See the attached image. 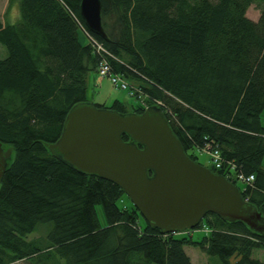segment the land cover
Returning a JSON list of instances; mask_svg holds the SVG:
<instances>
[{
	"label": "trees",
	"instance_id": "16d2710c",
	"mask_svg": "<svg viewBox=\"0 0 264 264\" xmlns=\"http://www.w3.org/2000/svg\"><path fill=\"white\" fill-rule=\"evenodd\" d=\"M79 1L7 0L6 7L16 3V20L0 15V144L11 149L0 177V264H192L188 244L221 264H263L249 254L264 247V236L241 222L207 212L195 227L209 231L198 240L189 230L160 233L130 201L118 204L126 194L116 183L75 171L47 150L69 106L87 101L85 75L96 73L102 56L78 39ZM252 1L100 0L105 39L92 38L109 50L111 72L136 79L148 104L160 101L191 159V150L212 141L223 165L210 170L224 176L229 161L253 175L230 181L264 214V0L255 21L245 16ZM139 102L133 112L143 110ZM108 107L126 112L117 99ZM41 223L50 225L42 236L27 238Z\"/></svg>",
	"mask_w": 264,
	"mask_h": 264
},
{
	"label": "water",
	"instance_id": "95a60500",
	"mask_svg": "<svg viewBox=\"0 0 264 264\" xmlns=\"http://www.w3.org/2000/svg\"><path fill=\"white\" fill-rule=\"evenodd\" d=\"M99 1L80 0L78 15L92 34L105 39ZM162 112L153 104L137 113L80 101L69 106L58 138L46 147L75 171L116 183L160 233L193 229L211 212L264 236V214L229 179L191 159ZM10 151L0 144V177Z\"/></svg>",
	"mask_w": 264,
	"mask_h": 264
},
{
	"label": "rangeland",
	"instance_id": "374dc122",
	"mask_svg": "<svg viewBox=\"0 0 264 264\" xmlns=\"http://www.w3.org/2000/svg\"><path fill=\"white\" fill-rule=\"evenodd\" d=\"M262 2V0H254L252 1L248 6L245 11V16L248 17L249 19H254L257 20V15L259 14V9L260 6L259 4ZM7 5V0H0V15H2L3 19H6V16H10L11 11H13V8L10 7V5ZM6 7V8H5ZM7 20V19H6ZM85 34L81 31L78 30V39L80 42H84V36ZM93 51V50H92ZM5 54V50H3V46H0V56L2 57ZM86 77V95L85 98L88 101H91V103L98 104L101 103L103 104V107H107L111 102H113L115 99H121L123 101V107L126 112H129L132 110L133 106H135L136 103H138V99L132 95H127V89L122 90V88H117L115 86L111 85L110 80H108L106 77H98L94 71L88 70L87 74L85 75ZM123 79L127 82L126 84H131L135 85L137 80L132 78V76L128 75L127 77H123ZM259 121L261 124L264 126V110L260 114ZM192 154L196 156L195 160L198 161L200 165L211 167L209 164V158L208 155L205 153H201L197 148H194V150H191ZM262 166L264 168V155L261 160ZM236 184H239L237 182ZM118 204L120 206L127 205L129 206V200H127V196L123 195ZM101 206L100 205H95V212L97 214V221L101 226H104V214L101 211ZM139 220V225H143V220L138 218ZM203 223V222H202ZM205 223V222H204ZM49 224L47 223H41L37 224L36 230L32 231L27 235V238H32V236L35 237H40L42 236L43 232L46 231V229L49 228ZM204 225H198V227H194L193 229L188 228L187 230L190 231V238L192 240H198L200 237L207 235L209 228H204ZM187 230L181 232L183 235H187ZM185 251V253L189 256V260H191L192 264H210V262H213V264H221L219 263L218 259L214 257L213 255H206L201 251L200 249H197L196 247L192 246V244L184 245L182 247ZM249 257H255V259H260L261 261L264 262V247L261 248H252L251 252L249 254ZM235 260V257L231 255L228 259L229 262ZM12 264H31L27 262L25 259H22L21 261H14ZM264 264V263H263Z\"/></svg>",
	"mask_w": 264,
	"mask_h": 264
},
{
	"label": "built area",
	"instance_id": "2783aa9c",
	"mask_svg": "<svg viewBox=\"0 0 264 264\" xmlns=\"http://www.w3.org/2000/svg\"><path fill=\"white\" fill-rule=\"evenodd\" d=\"M86 42H88V44L91 46V48H95L98 45V42L96 40H94L92 37H84ZM96 74L97 76L103 78V77H108L111 85L115 86V87H119L122 88V90H126L127 89V95H133V94H137L138 98L140 97V101L141 104L145 105V101H144V97L143 95H140V91L136 88V87H132L131 85H127L126 81L123 79L122 75H120L119 73H115V72H111L110 71V66H108L107 61H105L104 59H100L97 63H96ZM154 105L160 106V101L158 100H154V102H152ZM199 150L202 153H205L206 155H208L209 158V163L210 165H212L214 168L218 167L221 168L222 167V162L223 159L221 157V155L219 154V150L218 148L214 145L213 147L210 145H204V147L199 148ZM225 164L229 165L227 167V170L224 172L225 177H230V179H234L235 181H240V183H246L248 180H252V175L249 174L247 176H244L243 174L240 173V171L237 170V172L233 171L234 168V164L230 163L229 161H226Z\"/></svg>",
	"mask_w": 264,
	"mask_h": 264
},
{
	"label": "bare ground",
	"instance_id": "6f19581e",
	"mask_svg": "<svg viewBox=\"0 0 264 264\" xmlns=\"http://www.w3.org/2000/svg\"><path fill=\"white\" fill-rule=\"evenodd\" d=\"M83 26V29H81V31L85 34L84 36H86V37H93V35H92V32H90L89 30H88V28L86 27V25H84V24H82ZM102 44V43H101ZM98 46L97 47H95V48H92L93 49V52L94 53H99V54H101L102 56L103 55H108V52H109V50L106 48V47H104L103 45H100V44H97ZM111 55V54H110ZM100 57V59H104L105 57L103 56V57ZM99 59V60H100ZM98 60V61H99ZM124 77V76H123ZM108 79V78H107ZM109 80V79H108ZM99 103V102H98ZM211 143H213L212 141H206L205 143H204V145H208V146H210L211 145ZM204 145L202 146V147H204ZM214 145V144H213ZM218 146V145H217ZM201 147V148H202ZM218 149H219V147H218ZM221 157H222V155H221ZM223 158V157H222ZM244 176H247V175H245V174H243ZM252 175V174H251ZM252 180H253V175H252ZM251 179L250 180H248L247 182H250V181H252ZM246 182V183H247ZM163 234H166V233H163Z\"/></svg>",
	"mask_w": 264,
	"mask_h": 264
},
{
	"label": "crops",
	"instance_id": "0c3cea01",
	"mask_svg": "<svg viewBox=\"0 0 264 264\" xmlns=\"http://www.w3.org/2000/svg\"><path fill=\"white\" fill-rule=\"evenodd\" d=\"M16 3L15 2H12L10 7L13 8V11H11V14L10 16H6V19L10 22V21H13V20H16V15H17V8L15 7ZM117 100H120L123 103V101L121 99H117Z\"/></svg>",
	"mask_w": 264,
	"mask_h": 264
}]
</instances>
